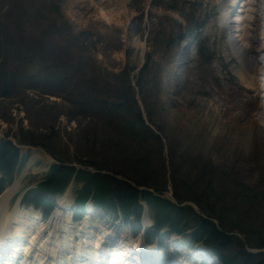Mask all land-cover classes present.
<instances>
[{"label": "rangeland", "instance_id": "374dc122", "mask_svg": "<svg viewBox=\"0 0 264 264\" xmlns=\"http://www.w3.org/2000/svg\"><path fill=\"white\" fill-rule=\"evenodd\" d=\"M94 1L0 0V62L16 76L0 96V136L180 198L254 248L264 240V2L252 15L258 75L247 86L235 54L246 42H228L225 0ZM221 19L229 31L221 33ZM46 170L36 160L16 176L10 210ZM189 209L188 227L196 220ZM88 210L95 224L111 215ZM166 239L169 249L178 242ZM202 257L217 263L210 252Z\"/></svg>", "mask_w": 264, "mask_h": 264}, {"label": "trees", "instance_id": "16d2710c", "mask_svg": "<svg viewBox=\"0 0 264 264\" xmlns=\"http://www.w3.org/2000/svg\"><path fill=\"white\" fill-rule=\"evenodd\" d=\"M59 70L61 71V69ZM24 76V81L29 80L30 84H32L28 86H34L33 83H35L34 80L37 78L36 75L26 73ZM53 80L56 83H63L62 77L58 74L53 75ZM15 81V71H8L4 63L0 62L1 97L7 96ZM135 122L139 124L142 122L139 113H137ZM17 163L18 150L9 141L0 140V191L3 185L6 184L2 178L6 177L10 181V175ZM72 178L76 182L81 183V187L77 189L75 194V201L78 206H81L87 198L91 197L97 205L112 209L113 211L118 208L125 217L134 215L137 218L142 212V205L139 200L143 199L152 207L154 211V225L158 229L164 225H167L171 231L179 233H183L189 229L187 222L183 221L187 210H190L188 206H176L149 191H138L129 183L113 176L101 174L100 172L93 173L86 166L77 169L62 161H59V164L52 165L44 181L37 183L33 189L27 192L24 198L25 203L43 205V208L48 210L52 206L48 193L56 194L62 192L67 182ZM8 180L6 181L7 183H9ZM137 184L140 183L137 182ZM143 185L146 184L143 183ZM155 191L159 193L160 190ZM179 199L177 200L178 203L181 202V199ZM205 211L202 209L204 215L206 214ZM206 216L212 217L213 214H206ZM195 217L196 220L193 223L192 230L188 234L189 237L192 240H203L223 264H264V254L246 252L242 244L232 238L233 235H228L227 231L220 230L219 228L221 227L204 217L199 215H195ZM228 232L233 233L232 231ZM232 243L237 244L241 250H234L230 255L225 254L226 247ZM255 247L264 248V240H260V243Z\"/></svg>", "mask_w": 264, "mask_h": 264}, {"label": "bare ground", "instance_id": "6f19581e", "mask_svg": "<svg viewBox=\"0 0 264 264\" xmlns=\"http://www.w3.org/2000/svg\"><path fill=\"white\" fill-rule=\"evenodd\" d=\"M80 0H78L79 2ZM94 1V0H92ZM231 2H234L235 0H229ZM95 2V1H94ZM224 2V1H222ZM227 3L223 4L224 6V13H223V18L225 19V21L228 22V19H230L229 15H228V10L226 11L225 9V5ZM258 5V4H257ZM256 13V12H255ZM252 13V14H255ZM102 16H105L102 13ZM109 20V19H107ZM253 19L252 18H248L245 21H243L241 24L243 23H249V24H253ZM234 23V22H233ZM222 24H224V26L226 25V23H223L222 20ZM230 25V24H229ZM227 26V25H226ZM243 38L242 40L246 41V44H242L241 46H239L238 49L235 48L237 53V56L240 60V63L243 64V67L245 68V73H247V78L245 77V79H243L241 77V75H239L244 84L251 85L249 83V81H252V78H254V76L258 75V64L256 62H252L251 60V54H252V50L251 47L249 46V43H247V41H251L254 42V39L256 40L257 38L255 37H251L249 36L246 31H248L246 29L243 30ZM242 32V29H241ZM229 42H233L232 38H229ZM230 44V43H229ZM233 43L231 44V46L233 47ZM250 87V86H249ZM248 88V87H247ZM35 159H32L29 163V165L31 163L34 162ZM28 165V166H29ZM28 166L26 167V170L28 169ZM26 170L24 171V173L26 172ZM24 173L18 172L15 174V176L21 177V175H23ZM18 177L15 178L14 184L8 188L4 194L1 195L0 197V242H2L0 245V255L2 253H4V251L6 250H10L12 251V253L15 255L17 254L20 257L21 262H16L15 264H24V263H29V264H52L50 260L54 259V255L56 253L57 247L54 246V243L49 242L47 243L48 239H46V241H42V240H37L35 239V235L32 234V231L30 232L31 236L24 238L23 236L25 235V232L28 233V228H30L31 224H32V220H35V216L37 215L36 212H34L33 210H28V209H19V207L16 205V208L10 210L8 208V203L9 200L11 198V194L14 192V190L17 188L18 186ZM70 197V193H68L65 197H63L64 200H69ZM92 227H97V229L99 228L98 225L93 226L92 224H90ZM20 226V227H19ZM19 227V228H18ZM70 232V229H68ZM56 233V232H55ZM54 233V234H55ZM71 235V233H68ZM98 234V232L96 233V235ZM8 235L9 238L8 240H3L4 236ZM14 235L19 239H21L19 242L15 241ZM117 236H120V238H123L124 241H130L131 243L134 240H129V235L123 233V234H116ZM29 236V235H28ZM63 236V235H62ZM98 236V235H97ZM14 240V241H13ZM17 240V241H18ZM71 237H67V239L63 238V237H59L57 238L55 241V244H60V243H67V246L69 248L70 245H72V247L76 250H87L89 251L90 249V240H87L85 242L81 241L78 243H74L70 241ZM89 241V242H88ZM27 243L29 245H33L34 249H30V246H27ZM86 243H89V246L86 247L84 246ZM6 248H4V247ZM17 247V248H16ZM3 248V249H2ZM18 251H16L15 250ZM5 249V250H4ZM121 249V248H120ZM156 249L153 248V246H151V248L149 247L148 253H150L149 255H147V257L145 258L146 261H148L149 259H151L153 256L157 255L159 256L157 258V261L163 260L166 257V254H161L159 252H155ZM145 252V251H143ZM121 254V250L116 252L115 254V258H117L119 255ZM64 255H66V258H68L70 255H72L71 253H64ZM13 256V255H12ZM49 256V257H48ZM73 257V255L70 257V259ZM61 258V257H58ZM65 258V259H66ZM47 259V260H45ZM75 260H78V258H75ZM67 260V259H66ZM84 260V259H83ZM82 260V262H83ZM86 260V259H85ZM34 261V263H32ZM82 262H75V264H82ZM89 264V261H87ZM94 262V261H92ZM0 263L6 264L7 260H0ZM56 264H59V262H57ZM92 264V263H90Z\"/></svg>", "mask_w": 264, "mask_h": 264}, {"label": "water", "instance_id": "95a60500", "mask_svg": "<svg viewBox=\"0 0 264 264\" xmlns=\"http://www.w3.org/2000/svg\"><path fill=\"white\" fill-rule=\"evenodd\" d=\"M20 149H21V147H19ZM24 149H26V148H24Z\"/></svg>", "mask_w": 264, "mask_h": 264}]
</instances>
